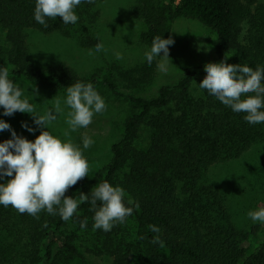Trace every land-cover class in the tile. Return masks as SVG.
I'll return each mask as SVG.
<instances>
[{
    "label": "trees",
    "instance_id": "trees-1",
    "mask_svg": "<svg viewBox=\"0 0 264 264\" xmlns=\"http://www.w3.org/2000/svg\"><path fill=\"white\" fill-rule=\"evenodd\" d=\"M76 8V24L62 18L47 19L44 28L33 19L34 0H0V67L9 78L24 76L37 84L66 89L77 81L106 87L123 97L130 114L120 139L111 145L112 157L90 182L78 180L65 195L78 199L82 192L103 181L124 189V203L133 213L111 231L92 229L93 212L85 202L65 222L59 215L41 211L38 218L21 214L11 205H0V264H55L52 239L74 225L78 234L61 237L66 252L77 254L76 241L91 242L86 251L105 255L112 264H264V239L247 254L244 243L258 231L237 224L227 192L210 182L212 167L240 158L264 142V123L251 125L243 113H234L198 83L203 65L219 62L264 67V0H133L131 14L146 28L140 39L151 45L156 36L169 37L175 16L198 20L215 34L216 59L186 66L174 84L162 85L155 96L123 94L114 67L103 75L84 78L60 62L36 67L26 43V30L57 32L80 47L102 44L99 3ZM170 50V46H169ZM147 142L140 144L141 134ZM8 138H0V141ZM5 179H8L5 177ZM88 219L85 229L80 221ZM150 225L157 226L153 232ZM80 232V234H79ZM78 239V240H77ZM81 245V244H80Z\"/></svg>",
    "mask_w": 264,
    "mask_h": 264
},
{
    "label": "rangeland",
    "instance_id": "rangeland-1",
    "mask_svg": "<svg viewBox=\"0 0 264 264\" xmlns=\"http://www.w3.org/2000/svg\"><path fill=\"white\" fill-rule=\"evenodd\" d=\"M133 0H102L99 3L100 30L103 48L101 51L80 47L73 39L65 38L57 32L45 34L35 29L26 30V43L31 59L36 67H47L63 62L72 67L81 77L101 76L114 67L116 83L123 94L153 97L164 84H174L183 75L186 66L198 65L215 60V34L198 20L175 16L170 22L169 37L174 40L170 45L169 57L173 65L162 73L157 67L159 57L151 65L143 60V52L150 47L140 39V33L146 26L143 21L131 14ZM178 0L174 1L177 4ZM5 44L4 32L0 28V46ZM117 53L121 58L117 59ZM13 81L23 90L24 95L33 103L37 112L51 108L57 97H63L66 89L47 84L34 83L24 76H17ZM104 99L106 109L94 115L87 128L70 131L65 123L66 112L57 115L46 130L61 139H70L81 148L89 164V175L81 180L90 182L99 170L109 163L111 145L117 142L123 132V123L130 114V105L120 96L113 94L106 87L95 89ZM33 92L35 95L33 96ZM33 97V98H32ZM10 124L18 135L33 140L40 129L32 123L29 113L16 112L12 116L0 115ZM27 122L35 131L28 132L21 127ZM67 132V136H65ZM8 131L0 132V138H10ZM88 135L94 143L83 149L82 137ZM140 144L147 142V133L143 132ZM210 182L220 186L230 198L232 215L241 227L251 228L258 225V231L244 243L249 255L264 239V223L253 222L248 216L249 210L264 206V142L254 145L240 158L224 165L212 167L208 173ZM74 225L62 231V236L52 239L53 256H59L55 264H112V259L105 255H94L86 251L91 242L83 237L76 241L78 253L72 254L62 245V238L78 234ZM80 234V232H79ZM81 244V245H80ZM65 249V250H64Z\"/></svg>",
    "mask_w": 264,
    "mask_h": 264
},
{
    "label": "clouds",
    "instance_id": "clouds-1",
    "mask_svg": "<svg viewBox=\"0 0 264 264\" xmlns=\"http://www.w3.org/2000/svg\"><path fill=\"white\" fill-rule=\"evenodd\" d=\"M93 2L34 0L33 19L44 28L48 27L47 19L56 20L57 16L62 18L65 25L76 24L79 19L76 8L82 3ZM172 44L174 40L171 37L156 36L143 52V60L151 65L159 57L157 67L160 72L167 73L169 65H173L169 57V46ZM102 48V44L96 45V51ZM116 55L117 59L121 58L119 53ZM227 57L203 65L206 75L198 87L232 112L243 113L242 118L248 124L264 123V67L253 69L239 63H226ZM65 109V123L70 131H76L87 128L94 115L106 109V104L91 83L77 81L66 86L65 95L57 97L54 105L40 114L23 90L9 78V70L0 67V115L29 113L32 123L40 129L39 135L29 140L18 135L9 123L0 119V132L8 131L11 134L10 138L0 141V205L5 208L11 205L19 213L36 218L41 211H46L50 215H59L61 220L67 222L77 213L79 204L87 202L93 212L92 229L109 232L117 223H125L132 215L133 208L124 203V189L106 180L97 183L87 195L81 192L78 199L65 195L70 186L88 176L90 171L79 146L46 130ZM21 127L30 133L35 131L27 122L22 121ZM93 143L90 136L82 137L83 149ZM247 216L253 222L264 223V206L249 210ZM87 225V218L80 221L81 229ZM150 228L153 232L160 230L155 225H150Z\"/></svg>",
    "mask_w": 264,
    "mask_h": 264
}]
</instances>
